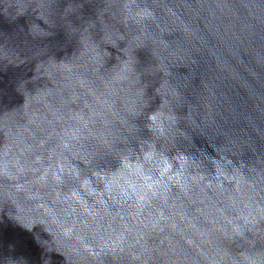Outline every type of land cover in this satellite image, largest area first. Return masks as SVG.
Wrapping results in <instances>:
<instances>
[{
    "label": "clouds",
    "instance_id": "9594fccd",
    "mask_svg": "<svg viewBox=\"0 0 264 264\" xmlns=\"http://www.w3.org/2000/svg\"><path fill=\"white\" fill-rule=\"evenodd\" d=\"M0 264H264V0H0Z\"/></svg>",
    "mask_w": 264,
    "mask_h": 264
}]
</instances>
